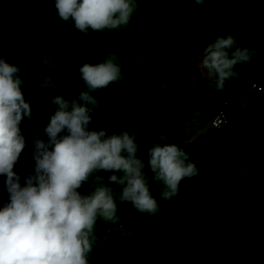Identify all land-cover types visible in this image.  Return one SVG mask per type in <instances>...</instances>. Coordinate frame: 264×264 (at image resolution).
I'll return each instance as SVG.
<instances>
[{"label": "trees", "instance_id": "1", "mask_svg": "<svg viewBox=\"0 0 264 264\" xmlns=\"http://www.w3.org/2000/svg\"><path fill=\"white\" fill-rule=\"evenodd\" d=\"M221 1L204 0L197 8L196 0H136L126 26L82 33L71 18L58 16L55 0H0V59L20 67L21 91L33 113L19 125L25 148L13 171L21 186L34 174V140L49 139L43 129L55 112L56 95L93 110L89 130L136 134L137 157L144 161L158 211L139 212L120 200L123 186L108 180L112 172L93 173L77 191L90 194L98 186L95 177H103L115 191L117 219L97 216L88 264H264V135L240 96L264 73L263 59L252 55L247 67L255 70L249 72L234 66L238 75L223 86L229 125L210 128L189 144L187 162L197 174L182 179L177 195L164 199V185L148 168L151 147L180 146L201 128L202 115L218 105L217 75L205 76L196 54L209 43L203 41L207 10ZM113 55L121 78L90 90L79 68ZM46 77L54 87L41 86ZM86 91L96 100L94 108L79 100ZM233 174L240 179L222 181ZM6 179L0 174V210L10 202Z\"/></svg>", "mask_w": 264, "mask_h": 264}, {"label": "clouds", "instance_id": "2", "mask_svg": "<svg viewBox=\"0 0 264 264\" xmlns=\"http://www.w3.org/2000/svg\"><path fill=\"white\" fill-rule=\"evenodd\" d=\"M204 0H196L202 4ZM58 16L74 21L75 28L86 33L126 26L135 11L136 0H55ZM19 10V9H17ZM236 39L227 34L208 43L200 56L203 65L217 75V88L238 75V63L249 62L254 51L235 47ZM234 49V50H233ZM110 56L98 64L84 63L80 74L90 90L107 87L121 78V68ZM20 67L0 59V174L6 175L10 202L0 210V264H88L92 251L93 228L97 216L115 221V191L96 176L98 186L88 195L77 189L93 173L112 172L111 183L122 185L121 201H129L139 212L155 214L156 199L150 193L145 164L137 157L136 134L89 130L93 111L62 95L52 98L56 106L43 129L48 141L34 140V174L24 186L13 171L25 148L20 123L32 118V108L21 91ZM46 77L41 86L54 87ZM79 100L96 105L89 92ZM67 130V135L59 134ZM163 139V138H159ZM148 168L154 180L162 182L164 199L178 194L179 183L197 174L188 154L176 144L157 143L148 150ZM115 172H122L117 176Z\"/></svg>", "mask_w": 264, "mask_h": 264}, {"label": "crops", "instance_id": "3", "mask_svg": "<svg viewBox=\"0 0 264 264\" xmlns=\"http://www.w3.org/2000/svg\"><path fill=\"white\" fill-rule=\"evenodd\" d=\"M198 7L200 8V4ZM202 11L201 15L204 14ZM204 24L206 33V37L203 39L204 42L212 43L217 36L230 34L235 37L237 42L234 48H247L254 51L255 61L257 59H263L264 61V0H223L218 4L210 5ZM202 51H198L196 54L199 65L201 60L198 57ZM247 64L249 63L237 64V71L249 72L255 70L253 67H247ZM211 73L207 77L214 76L215 72L211 71ZM240 96L244 106L254 110L252 116L261 123L264 135V98H261L258 93L251 91L249 86ZM210 128V124H202L201 128L192 135L191 139L195 140L201 137ZM221 179L224 183H232L240 178L233 174L222 176Z\"/></svg>", "mask_w": 264, "mask_h": 264}, {"label": "built area", "instance_id": "4", "mask_svg": "<svg viewBox=\"0 0 264 264\" xmlns=\"http://www.w3.org/2000/svg\"><path fill=\"white\" fill-rule=\"evenodd\" d=\"M249 89L258 93L261 98H264V74L253 80L249 85ZM230 101L226 97V92L224 89H221V98L218 101V105L215 109V113L210 119V126L213 129L219 130L229 125V119L226 112V109ZM192 139H189L182 143L179 147L188 154L189 144L192 142ZM116 230L121 232L124 235L130 236L131 233L124 226H117Z\"/></svg>", "mask_w": 264, "mask_h": 264}, {"label": "rangeland", "instance_id": "5", "mask_svg": "<svg viewBox=\"0 0 264 264\" xmlns=\"http://www.w3.org/2000/svg\"><path fill=\"white\" fill-rule=\"evenodd\" d=\"M200 67H201L203 73L205 74V76H209L210 74H212L211 71L209 69H207L203 65V63L201 61H200ZM249 111L253 112L254 110L253 109H249ZM214 112H215V108L212 109V111L210 112V115H208L207 113H204L202 115V117H201L200 123L205 124V125H209L210 124L209 123L210 120H208V117L211 119V117L213 116Z\"/></svg>", "mask_w": 264, "mask_h": 264}]
</instances>
